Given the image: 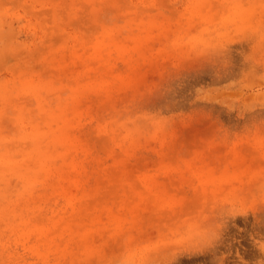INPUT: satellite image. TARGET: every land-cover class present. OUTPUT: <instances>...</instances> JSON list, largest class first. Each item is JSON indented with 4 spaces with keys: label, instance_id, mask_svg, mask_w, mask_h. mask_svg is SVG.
Masks as SVG:
<instances>
[{
    "label": "rangeland",
    "instance_id": "374dc122",
    "mask_svg": "<svg viewBox=\"0 0 264 264\" xmlns=\"http://www.w3.org/2000/svg\"><path fill=\"white\" fill-rule=\"evenodd\" d=\"M0 264H264V0H0Z\"/></svg>",
    "mask_w": 264,
    "mask_h": 264
}]
</instances>
